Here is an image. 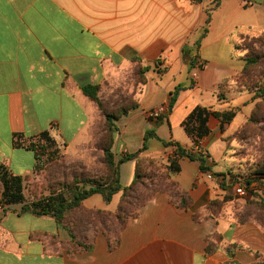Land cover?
Here are the masks:
<instances>
[{"label":"crops","instance_id":"crops-1","mask_svg":"<svg viewBox=\"0 0 264 264\" xmlns=\"http://www.w3.org/2000/svg\"><path fill=\"white\" fill-rule=\"evenodd\" d=\"M210 1L195 5L190 0H0V164L13 175L34 172L36 153L28 145L46 131L67 163L97 169L102 152L95 144L101 137L97 124L102 115L83 92L87 84L101 86V97L106 90L126 86L139 104L117 121L113 149L117 159L142 150L147 132L154 131L157 137L147 141L142 156L168 165L175 144L188 150L197 146L184 128L195 108L220 112L239 108L223 129L219 119L209 118L211 133L199 145L212 171L203 173L199 162L180 160L181 171L172 180L181 193L189 194L187 208L175 205L169 192H158L139 217L129 221L114 249L105 234L93 231L92 249L70 254V240L61 237L54 218L11 207L0 222V264H227L224 250L206 256L207 236L215 232L228 243H242L264 255L260 222L237 223L224 207L212 217L207 210L213 199L229 192L222 187L231 179L225 139L250 117L256 104L255 94L236 83L219 86L245 66L239 55L232 57L237 31H264V0H223L212 15L208 35L194 51L195 26L205 24ZM251 17V22L246 20ZM185 49L204 64L198 80ZM136 59L150 68L145 84L135 82ZM179 85L188 89L180 92L169 113L170 94ZM160 106L166 108L162 121L147 116L148 110ZM135 166V161L121 164L123 187L132 182ZM121 195L107 203L96 194L85 203L115 211ZM93 197L96 200L89 205ZM48 219H54L53 229L43 227ZM52 235L62 242L59 253ZM32 247L35 258L30 257ZM235 259L240 264L257 262L247 249L239 250Z\"/></svg>","mask_w":264,"mask_h":264},{"label":"trees","instance_id":"trees-1","mask_svg":"<svg viewBox=\"0 0 264 264\" xmlns=\"http://www.w3.org/2000/svg\"><path fill=\"white\" fill-rule=\"evenodd\" d=\"M191 3L197 5L202 4L206 0H190ZM223 0H211L210 5L205 7L206 20L204 32L196 42V47L199 48L202 40L209 33V26L212 22V15L219 9ZM209 5V6H208ZM253 33V34H251ZM238 32L237 40L234 43L236 52H241L240 58L245 62L243 70L235 77L228 79L224 84L220 85V89L225 85L236 83L239 89H246L254 93L256 106L253 110L251 118L247 121V126L259 124L264 120L258 119V113L264 112V55L259 47H264V31L260 32ZM185 56L190 59L191 69H194L198 60V55L191 56L190 50H183ZM136 69L134 79L137 85L147 83V73L149 66L144 65L141 59L135 60ZM158 67L160 63L156 64ZM188 89L187 86L179 85L170 94L169 113L175 107L179 94L181 91ZM84 94L94 101L102 115L100 125L104 128L100 130V140L95 144L96 149L102 152L100 158L101 167L105 171L102 176H94L95 171L87 170L80 164L77 165V170L72 175L70 181L63 180V182L56 183V187H49V194L42 196L34 201H28L25 193V183L33 174L40 173L43 168L40 164L42 156L50 150V146H55L54 141L49 135V132H43L37 139L39 141L46 140L45 144H30L28 149L36 153L37 165L34 172L26 177L13 175L8 169L0 164V182L3 186L1 193L0 204H3L0 210V222L3 217L11 210L14 205H21L22 213H31L35 216H50L55 219L58 224L64 226L70 234L69 249L70 254L77 252H89L93 243L91 242L90 235L88 236L87 227L80 226L79 220L89 216L90 227L94 229L95 233H103L109 239L111 249H114L120 243V233L125 229L128 221L139 217L140 210L158 193L161 191L169 192L172 202L182 208H187L190 202L188 193H181L177 183L172 180V176L180 173L181 165L180 160L189 158L192 161H197L200 164V169L203 173L212 171L207 166L208 159L203 155H193L190 150L184 148L180 144H175L174 158L170 159L168 165H165V175L160 172L164 171L163 166H158L157 162L149 157L142 156V152L147 149V141L151 137H157L154 131L147 132L145 136V143L143 149L133 154H127L120 160L114 152V146L118 136L117 121L123 116L127 115L131 110L139 107V104L134 99V95H130L129 102L125 105L115 106L112 110H107L103 98L100 95L101 86L87 84L83 86ZM239 108L235 111L220 112L212 111L210 108L198 106L184 122V128L187 134L192 138L194 144L199 145L200 142L210 135L211 129L209 127V118L216 117L221 122V128L225 125L232 123L237 115ZM162 116L158 121H162ZM262 130V129H261ZM19 138V136H16ZM226 140V139H225ZM17 146H21L19 140L16 141ZM166 146L172 145L165 143ZM58 150L49 152L48 165L59 163V172L66 168V164L58 157ZM128 161H135V174L132 182L123 187L120 181V166ZM50 164V165H49ZM98 173V172H97ZM232 173V172H231ZM64 179L65 174L62 172ZM164 175V176H163ZM243 184L249 189V193L253 190V184L259 182L264 186V158L257 163L255 170L250 174V179ZM165 183L164 186H159ZM167 183V184H166ZM154 188H151L153 187ZM223 189L226 188L222 185ZM171 188L174 190L171 191ZM252 204L257 210L264 211V189L262 192L254 190ZM122 192L120 201L115 211H108L97 208H89L85 205V201L93 195L100 194L104 197L107 203H110L113 197ZM229 197L213 199L208 205V216H217L221 213L224 204L229 202ZM78 213L80 219H75L74 215ZM70 216H73L70 218ZM70 222V223H67ZM264 227V223L261 222ZM91 228V229H92ZM53 239L52 244L55 246L56 251L59 253L61 250L60 244L62 243L58 236H51ZM247 249L251 251L257 262L254 264H264V255L259 252L250 250L242 243H228L225 241L221 233L215 232L207 236L206 256H211L219 250H224L229 258L227 264H240L236 261L235 257L239 250Z\"/></svg>","mask_w":264,"mask_h":264},{"label":"rangeland","instance_id":"rangeland-1","mask_svg":"<svg viewBox=\"0 0 264 264\" xmlns=\"http://www.w3.org/2000/svg\"><path fill=\"white\" fill-rule=\"evenodd\" d=\"M246 20L251 22L253 20V17L246 18ZM205 27H206L205 24L201 25L199 28L195 26L194 38L191 42L193 44L192 49L194 51H197L196 42L201 37L202 33L204 32ZM238 32L249 33V29L245 28L242 31L241 30L237 31V34ZM222 49H225L224 45ZM259 49L264 55V47H259ZM231 50H232V57L235 59H237L238 55L239 56L242 55L241 52H236L234 47L231 48ZM223 51L224 52L222 54V58L224 60L226 58L227 52L225 50ZM209 52L211 51L209 50ZM263 69H264V64H263ZM161 70L162 72H164L162 65H161ZM132 77L133 76L131 75L130 79H133ZM129 97H130V93L126 91V86L115 88L113 91L106 90L102 95V98H103V101L105 103V107L107 108V110H112L113 107L118 106V105L121 106L122 104L123 105L127 104V102L131 100V98ZM252 114L253 112L251 113L250 117L235 131V133L227 136L225 140L227 143V149L224 152V157L228 160L229 162L228 170L232 173H231V179L228 183L226 181L222 182V185L226 188V190L229 191L228 194L226 195L229 197L228 198L229 202L224 204L223 207L225 209H230L232 211V215L235 216L234 217L236 220L235 222L240 223V224L252 223L253 221L264 223V211H261L260 209L257 210V208L252 204V198L254 197L253 193L255 192L254 190L262 192V190L264 189V186L261 185L259 182H255L253 184L252 192H250L248 196L245 198H239L232 190L234 186H237L240 184L238 180L239 177L241 179V183H245L248 179H250V174L255 170L257 163L260 162V160L264 158V121L261 123L259 122L258 125L254 124L252 126H247L246 125L247 121L251 118ZM258 119L264 120V112L261 111L258 113ZM100 124H101L100 122L97 124V130L99 132L100 130L104 128V125L102 126ZM34 141L36 140L33 139L31 142H34ZM54 150H57V147L50 146L49 152H52ZM58 157L60 160H63L65 165L69 164L67 163V161H65L61 153H58ZM47 159L48 157L46 159L43 157L42 161H40V164L43 170L36 175L33 174L31 177L28 178V180L25 183V186H26L25 193H26L28 201H34L35 199L48 195L49 187H52V188L56 187L55 184L59 183L60 181L63 182V180H66L67 182L70 181L72 179V175H74V173L77 170L76 164L72 163V164L66 165L65 166L66 168H63L62 170L66 178L64 179L62 172L58 171L60 167L59 163L51 164V165L49 164L50 166H47L48 165ZM117 160H120V159H117ZM157 164L158 166L160 165L163 166V168L165 166L160 162H157ZM95 170H96L95 171L96 175L94 176H102L105 173V171H103L101 167L100 161H98V167ZM165 171H166L165 168H164V171L160 169V172L164 175L166 174ZM164 185L165 183L160 182L159 186H164ZM151 188H154V186ZM2 190H3V186L0 182V199L2 196L1 195ZM173 190L174 189L171 188V191ZM95 200H96L95 197L89 199L88 204L89 205L93 204ZM21 208H22L21 205L12 206V209L17 210V211L21 210ZM72 217L73 216H70V218ZM74 218L80 219V216L78 215V213L74 215ZM79 221L80 222L78 223L80 224V226L89 228L88 232L85 233L89 236L94 230L92 226L90 227L91 223L89 221V216H86L80 219ZM67 223H70V222H67ZM53 224H54V219H48L46 222L42 223L43 227H46L49 229H53ZM57 226H58V231L61 237L64 240H70L71 237H70L68 230L61 224H57ZM29 253H30L31 258H35V254L37 252H36V249L32 247ZM28 262L32 263L31 260H28ZM23 263H26V262H23Z\"/></svg>","mask_w":264,"mask_h":264},{"label":"built area","instance_id":"built-area-1","mask_svg":"<svg viewBox=\"0 0 264 264\" xmlns=\"http://www.w3.org/2000/svg\"><path fill=\"white\" fill-rule=\"evenodd\" d=\"M204 66L203 62L201 60H198L197 64H196V70L195 72L193 73V78L194 80H198L199 78V74H198V70L202 69ZM166 112V108L164 106H160L158 108H155V109H151V110H148L147 111V116L153 120H156L158 121ZM31 143H36V144H45L46 143V140H42V141H39L38 139L34 142H31ZM191 154L193 155H204V149L201 148L200 145H197L195 148L191 149L190 150ZM48 154H49V150H47V153L43 156L45 159L48 157ZM43 157H41L43 159ZM213 176L212 174H209L208 175V178L211 179ZM235 194L239 197V198H245L248 196L249 194V189L244 186L243 184H239L236 186L235 188ZM3 208V204L1 203L0 204V210H2Z\"/></svg>","mask_w":264,"mask_h":264}]
</instances>
